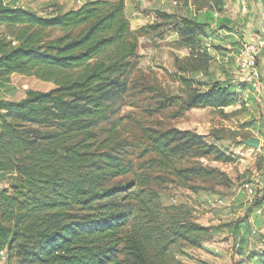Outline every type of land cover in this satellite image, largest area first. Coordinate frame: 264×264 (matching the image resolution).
Segmentation results:
<instances>
[{
	"label": "trees",
	"instance_id": "obj_1",
	"mask_svg": "<svg viewBox=\"0 0 264 264\" xmlns=\"http://www.w3.org/2000/svg\"><path fill=\"white\" fill-rule=\"evenodd\" d=\"M213 6L200 17L158 13L171 20L189 54L175 58L185 97L160 93L155 112L176 102L184 110L220 112L245 105L239 89L247 85L210 81L213 56L204 39L212 25L224 30L232 24L223 0ZM125 8L124 0H88L41 14L0 0V27L12 31L10 38L0 35V180L14 183L0 189L4 264H175L172 246L200 247L207 239L209 227L186 205L164 204L160 191L176 179L229 183L201 158L230 159L192 129L141 128L123 135L128 115L122 112L145 88L133 74L141 32ZM57 30L62 35L52 36ZM185 73L207 77L196 81ZM13 74L55 87L9 99L4 90L14 89ZM187 158L195 161L180 164ZM263 203L259 197L255 206ZM260 255L257 263L264 264V248Z\"/></svg>",
	"mask_w": 264,
	"mask_h": 264
},
{
	"label": "rangeland",
	"instance_id": "obj_2",
	"mask_svg": "<svg viewBox=\"0 0 264 264\" xmlns=\"http://www.w3.org/2000/svg\"><path fill=\"white\" fill-rule=\"evenodd\" d=\"M19 1L23 6L32 8L41 14H49L58 7L66 10L77 7L88 0H81V2L76 0ZM213 1L166 0L164 4L156 5L150 0L146 6L144 1L134 0L131 5L126 6V15L130 19L132 28L141 32L138 45L139 58L133 74L137 78L139 87L145 88L144 92L138 93V103H135V106L125 107L122 112L128 115L123 135L128 137V131L135 129L138 131L141 128L165 129L177 126L180 129H192L204 134L208 141L218 145L230 160H216L214 156H208L201 158V163L224 172L230 180L229 183H217L215 180L203 177L194 178L186 184L176 179L174 182L165 184L160 191L164 204L186 205L190 208L193 219L210 229L206 236L207 239L200 247L191 246L186 242H178L172 246L174 263L258 264L261 256L260 250L264 248V222L259 226L255 220L259 216L264 217V210L261 211L264 203L259 207L255 206L258 198L264 197V188H260L259 183L261 179L264 181V89L261 93L249 90L247 87L239 89L246 101L245 105L229 106L223 112L210 107L184 110L180 102L162 111H154L160 105L158 102L161 98L160 93L171 97H185L186 90L178 77L175 60L176 57L184 56L185 48L180 45L178 34L172 29L171 20L166 21L159 18L158 13L167 11L176 16L196 14L200 17L206 13L209 6L214 7ZM223 1L225 2V14L234 24L230 29L218 32L219 34L216 33L218 29L213 30L209 27V33L211 31L215 33L211 34V37H205L204 43H209L206 45L211 48L213 55L210 81L232 84L231 81L238 67V45H242L248 39L246 30L252 28L247 26L251 0H247L249 12L246 15L236 11L237 0ZM153 7L156 9L153 10ZM134 11L141 12L145 24H134ZM257 18H253V25ZM154 26H156L155 29ZM251 30L255 33L254 27ZM228 31L232 33H227ZM11 32L7 27H0V35L10 38ZM154 34L159 38L151 37ZM234 34L240 36L238 45L232 43L231 37H235ZM60 35L62 31L57 30L52 33V36ZM263 60L264 51L260 59L261 64ZM185 75L195 77L196 81L197 79L206 80L207 77L199 73H185ZM10 83L14 89L4 90L9 99L23 97L27 89L49 91L55 87L53 82L21 74H13ZM201 88L204 89V87ZM104 127H106L105 124ZM252 137L261 139L260 147L244 143V140ZM194 161L195 159L187 158L180 164L186 165ZM10 180H0V189L10 188L14 184ZM246 183L254 187V194L248 195L243 190V185ZM261 191L263 195L259 196Z\"/></svg>",
	"mask_w": 264,
	"mask_h": 264
},
{
	"label": "built area",
	"instance_id": "obj_3",
	"mask_svg": "<svg viewBox=\"0 0 264 264\" xmlns=\"http://www.w3.org/2000/svg\"><path fill=\"white\" fill-rule=\"evenodd\" d=\"M10 0H5L8 2ZM81 2V0H76ZM238 11L243 15L249 12V3L247 0H237ZM17 5L21 4L20 1L16 2ZM215 13V16H218ZM262 21L264 22V11L262 12ZM264 51V32L257 39H247L242 43L238 53H237V71L235 72L231 83L235 86L247 85L257 93H261L264 89L263 81V68L260 63L262 53ZM260 188H264V181L261 179L259 181ZM243 190L248 194L252 195L255 193L254 187L250 183L243 185ZM263 195L261 191L259 196ZM7 250L3 249L0 251V261L2 264L6 261Z\"/></svg>",
	"mask_w": 264,
	"mask_h": 264
},
{
	"label": "crops",
	"instance_id": "obj_4",
	"mask_svg": "<svg viewBox=\"0 0 264 264\" xmlns=\"http://www.w3.org/2000/svg\"><path fill=\"white\" fill-rule=\"evenodd\" d=\"M14 1H19V0H14ZM132 1H134V0H125V3H126V6H128V5H131V3H132ZM142 1H144L145 2V4H146V6H148V2L150 1V0H142ZM165 1L166 0H151V3H156V5H161V4H164L165 3ZM253 1V2H252ZM21 3V2H20ZM250 4H251V9H250V14H249V16H248V23H247V26H248V28L249 27H252L251 29H253V27H254V32L255 33H253L252 32V30L251 29H247L246 30V37L248 38V39H257V38H259L260 36H261V34L264 32V22L262 21V12L264 11V0H251L250 1ZM235 7H236V11L238 10L237 8H238V4H236L235 5ZM68 9H71V8H68ZM68 9H66V10H68ZM156 9V7H153V10H155ZM239 12V11H238ZM134 14H135V19H134V24L135 23H137V24H145V23H143V16L141 15V12L140 11H134L133 12ZM257 13H259L258 14V16H256L257 15ZM240 14H242V13H240ZM243 15V14H242ZM152 17H154L153 15H151ZM148 17H150L149 15H148ZM255 17H258L257 18V21L255 22V25H253V22H254V20H253V18H255ZM244 21V20H243ZM232 24H234V22L232 21ZM231 24V25H232ZM211 28L214 30H216L217 28L216 27H214V26H211ZM220 31H223L222 29L221 30H219L218 29V31L216 32L217 34H219L218 32H220ZM213 33H215V31H211V33H210V36L209 37H211V34H213ZM227 33H232V31H228ZM234 36L235 37H231V39L233 40L232 41V43H236L237 44V42H238V40L240 41V36L239 35H236V34H234ZM252 36H254V37H252ZM151 37H154V38H159V36H157V35H151ZM145 38V37H144ZM208 39V38H207ZM247 40V39H246ZM207 45H209V43H206ZM238 45V44H237ZM226 46H228V47H230V45H226ZM238 46H239V48H238ZM238 46H236V48H238V51H239V49H240V47H241V45L239 44ZM209 47V46H208ZM209 50H210V53L212 54V52H211V48L209 47ZM185 53L183 54L184 56H186V55H188L189 54V50L187 49V48H185ZM183 56V57H184ZM213 56V55H212ZM262 68H263V70H264V60H263V63H262ZM263 81H264V72H263ZM247 89H251V87H249V86H247ZM252 90V89H251ZM264 210V207L262 208V210L261 211H263ZM258 212H260V210L258 211ZM264 217H261V216H259L258 218H256L255 220H257V224L260 226L261 224H263V219ZM2 264V263H1Z\"/></svg>",
	"mask_w": 264,
	"mask_h": 264
},
{
	"label": "water",
	"instance_id": "obj_5",
	"mask_svg": "<svg viewBox=\"0 0 264 264\" xmlns=\"http://www.w3.org/2000/svg\"><path fill=\"white\" fill-rule=\"evenodd\" d=\"M244 143L246 145H249V146L260 147V145H261V139L260 138L252 137V138H249L248 140H244Z\"/></svg>",
	"mask_w": 264,
	"mask_h": 264
}]
</instances>
